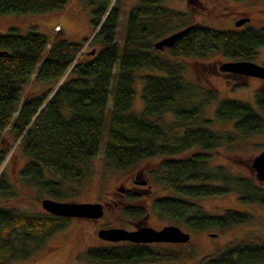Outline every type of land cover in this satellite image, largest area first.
Segmentation results:
<instances>
[{
    "label": "trees",
    "instance_id": "1",
    "mask_svg": "<svg viewBox=\"0 0 264 264\" xmlns=\"http://www.w3.org/2000/svg\"><path fill=\"white\" fill-rule=\"evenodd\" d=\"M86 1L92 5L93 33L82 42L59 35L48 37L34 28L20 33L11 26L5 33L0 32V49L4 51L0 56V264L33 257L66 220L45 210L29 212L4 204L17 195L1 168L10 140L14 149L27 157L18 170V182L57 200L68 197L65 183L78 181L90 172L81 165L101 148L107 165L117 170L159 157L152 178L169 192L153 197L151 205L160 217L184 227H225L252 218L248 212L232 208L208 213L196 201L203 196L233 193L241 202L264 206V182L253 174L242 176L209 163L210 151L224 141H233L238 134H264V85L256 88L254 105L223 98L214 106L213 118L202 116L216 90L197 88L183 78L184 65L162 57L153 47V42L165 33L193 24L168 47L175 57H203L218 51L226 60H251L256 49L264 45V25L245 22L232 29L217 28L190 22L188 13L163 5L164 0H138L127 12L120 45L115 35L121 0ZM67 2L0 0V14L59 10ZM86 40L93 46V53L82 48ZM138 68L165 73L142 75L143 107L137 113L129 109ZM216 70L234 79L233 88L241 84L238 79L244 78ZM33 83L44 87L29 90ZM167 113L173 116L171 120L164 116ZM213 120L231 121L232 130L221 133L211 129ZM191 147L195 150L187 156L178 155ZM122 194L124 214L145 216L146 209L139 203L141 192L126 189ZM41 198L36 196L37 201ZM235 241L200 257L198 264L264 263V243ZM194 255L191 247L118 241L88 246L83 257L88 262L126 264Z\"/></svg>",
    "mask_w": 264,
    "mask_h": 264
},
{
    "label": "rangeland",
    "instance_id": "2",
    "mask_svg": "<svg viewBox=\"0 0 264 264\" xmlns=\"http://www.w3.org/2000/svg\"><path fill=\"white\" fill-rule=\"evenodd\" d=\"M137 2L138 0H121V11L115 35V39L120 45L127 12ZM163 5L188 13L190 22H201L217 28H235V19L243 15L250 17L248 21L250 25H264V0H164ZM91 15L92 5L86 0H68L66 6L59 10L40 13L10 12L0 14V32L5 33L11 26L17 27L20 33H25L28 29L34 28L48 37L59 35V37L70 41L82 42L86 38L89 39L93 33ZM59 21L62 29L53 30V23ZM88 42L89 40H86L82 47L85 48V51L93 49V46L87 44ZM157 54L164 58L177 60L182 66L184 65L181 72L183 78L197 88L211 87L216 90L215 98L211 100L208 108L204 109L202 116L213 118L211 117L213 108L223 98L240 99L254 105L255 90L257 87L264 85L263 79L247 76L244 78L240 77L241 79H238V82L241 84L233 88L231 83L234 79L226 78L227 75L219 73L214 68V65L226 60L218 51L208 52L203 57L196 56L193 58L192 55H189L181 58L172 55L168 47H163L157 51ZM85 55L87 56L88 54ZM194 59H198V62ZM251 60L257 63L264 62V45L256 49V53L251 57ZM146 73L164 74L165 71L158 69L148 70L146 68L135 70L132 83L134 94L130 111L138 113L142 110V75ZM112 82L113 79L111 84ZM43 87V84L33 83L28 89L40 90ZM164 116L168 120L173 118L169 113ZM195 122L200 124L198 120ZM210 128L221 133L228 132L232 130V122L213 120ZM177 130L180 131L181 128ZM10 142L11 140L8 142V153L2 162L1 168L4 169L7 180L17 190V195L16 199L7 201L4 204L24 211L43 212L40 200L37 201L36 196L41 198L47 197V195L32 186H25L18 182V170L27 161V157L22 154L20 149H14L15 145H11ZM261 149H264L263 133L238 134L233 141H224L220 146L213 148L210 151L209 163L210 166L221 165L232 173L242 176L253 174L255 177L254 172L250 168V160ZM192 150L195 149L191 147L178 155L187 156ZM159 160V157L146 158L125 169L117 170L107 165V160L101 156L100 148L96 156L81 165L87 167L88 171L90 170L89 174L86 173L78 181L65 183L68 197L63 200L100 202L104 207L102 216L96 219L65 217V225L48 236L43 250L38 251L31 258L12 259L4 264H116L88 262L83 257L84 249L88 246L113 242L99 238L96 235L98 228L120 226L131 229L139 221H144L155 228H160L164 224H176L183 230L188 231L190 234L189 241L167 244L176 247H191L194 249L195 257L126 264H198L200 257L216 253L228 244L237 242L235 240L244 239L250 240L246 241L250 243H264V206L258 203L241 202L233 193L203 196L196 201L203 210L211 214L221 213L226 208L248 212L252 217L249 221L225 227L215 226L205 229H193L184 227L174 220L160 217L153 209L151 202L153 197L167 194L169 189L155 182L152 178L151 172L158 165ZM135 174L146 178L148 184L133 182L132 179ZM255 179L258 180L256 177ZM118 187L123 188V190L132 189L142 193V200L139 203L146 209L145 216L132 217L121 211L122 205L126 202L122 196L123 191L118 190ZM130 204L132 205L133 202H130ZM211 233L215 234L212 235Z\"/></svg>",
    "mask_w": 264,
    "mask_h": 264
},
{
    "label": "water",
    "instance_id": "3",
    "mask_svg": "<svg viewBox=\"0 0 264 264\" xmlns=\"http://www.w3.org/2000/svg\"><path fill=\"white\" fill-rule=\"evenodd\" d=\"M249 16H241L235 19L234 25L239 26L249 21ZM193 27L188 24L177 30L166 34L153 42L155 49L171 47L187 31ZM93 49L90 50L93 53ZM4 53L0 49V56ZM216 68L220 71L241 74L243 76H255L264 79V64H260L248 59L225 60L217 64ZM250 168L255 177L264 182V149L258 151L250 160ZM138 176V175H136ZM139 184H146V179L134 180ZM122 191L123 188L118 187ZM41 207L48 213L63 217H83L96 219L102 216L104 207L100 202L57 200L51 197H42L40 199ZM212 235L215 233H211ZM96 235L104 240L118 242L126 240L135 243L151 242H170L184 243L189 241L190 234L176 224H164L160 228L148 225L144 221L132 229L120 226L100 227Z\"/></svg>",
    "mask_w": 264,
    "mask_h": 264
},
{
    "label": "flooded vegetation",
    "instance_id": "4",
    "mask_svg": "<svg viewBox=\"0 0 264 264\" xmlns=\"http://www.w3.org/2000/svg\"><path fill=\"white\" fill-rule=\"evenodd\" d=\"M214 68L216 69V65H214ZM224 73V72H223ZM135 177H136V174H135ZM139 177V176H138ZM141 178V177H140ZM144 179H146V178H144ZM133 180V182H135L134 180H135V178H133L132 179ZM146 181H147V179H146ZM137 183V182H136ZM138 184V183H137ZM146 184H148V181H147V183ZM122 191H124V190H122ZM123 193V192H122ZM88 219H90V218H88ZM92 219V218H91ZM141 223V221H139L138 223H136V224H134L133 225V228L136 226V225H138V224H140ZM132 229V228H131ZM120 241H126V240H120ZM151 243H154V242H151ZM155 243H168V242H155Z\"/></svg>",
    "mask_w": 264,
    "mask_h": 264
},
{
    "label": "crops",
    "instance_id": "5",
    "mask_svg": "<svg viewBox=\"0 0 264 264\" xmlns=\"http://www.w3.org/2000/svg\"><path fill=\"white\" fill-rule=\"evenodd\" d=\"M59 24L60 25V21L59 22H54L52 25V28L54 27V25Z\"/></svg>",
    "mask_w": 264,
    "mask_h": 264
},
{
    "label": "built area",
    "instance_id": "6",
    "mask_svg": "<svg viewBox=\"0 0 264 264\" xmlns=\"http://www.w3.org/2000/svg\"><path fill=\"white\" fill-rule=\"evenodd\" d=\"M56 27H58V26H56Z\"/></svg>",
    "mask_w": 264,
    "mask_h": 264
}]
</instances>
